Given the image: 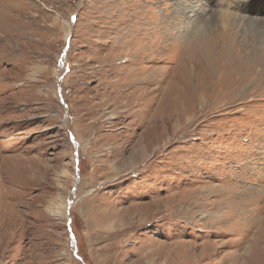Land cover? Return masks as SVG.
<instances>
[{
	"label": "rangeland",
	"instance_id": "374dc122",
	"mask_svg": "<svg viewBox=\"0 0 264 264\" xmlns=\"http://www.w3.org/2000/svg\"><path fill=\"white\" fill-rule=\"evenodd\" d=\"M0 264H264V0H0Z\"/></svg>",
	"mask_w": 264,
	"mask_h": 264
},
{
	"label": "bare ground",
	"instance_id": "6f19581e",
	"mask_svg": "<svg viewBox=\"0 0 264 264\" xmlns=\"http://www.w3.org/2000/svg\"><path fill=\"white\" fill-rule=\"evenodd\" d=\"M49 211H50L52 214L56 215V210H55V208H52V206L49 207Z\"/></svg>",
	"mask_w": 264,
	"mask_h": 264
}]
</instances>
